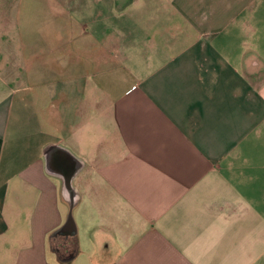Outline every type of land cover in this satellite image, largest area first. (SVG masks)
Returning <instances> with one entry per match:
<instances>
[{
    "label": "crops",
    "instance_id": "0c3cea01",
    "mask_svg": "<svg viewBox=\"0 0 264 264\" xmlns=\"http://www.w3.org/2000/svg\"><path fill=\"white\" fill-rule=\"evenodd\" d=\"M0 264H264V0H0Z\"/></svg>",
    "mask_w": 264,
    "mask_h": 264
},
{
    "label": "water",
    "instance_id": "95a60500",
    "mask_svg": "<svg viewBox=\"0 0 264 264\" xmlns=\"http://www.w3.org/2000/svg\"><path fill=\"white\" fill-rule=\"evenodd\" d=\"M74 205H75V201H73L71 203V212L69 214V217H68V220H67L65 226L61 230H59L57 233H55L54 236H57V235L69 236V235H71L69 233H70L71 227L74 223L73 214H72V210H73Z\"/></svg>",
    "mask_w": 264,
    "mask_h": 264
},
{
    "label": "trees",
    "instance_id": "16d2710c",
    "mask_svg": "<svg viewBox=\"0 0 264 264\" xmlns=\"http://www.w3.org/2000/svg\"><path fill=\"white\" fill-rule=\"evenodd\" d=\"M50 244H51L52 249H56L58 247H61V245L58 242L57 237H52L50 239ZM67 249H68V251L73 252V253L76 251V247L74 246V243H72L71 250H70V247H67Z\"/></svg>",
    "mask_w": 264,
    "mask_h": 264
},
{
    "label": "rangeland",
    "instance_id": "374dc122",
    "mask_svg": "<svg viewBox=\"0 0 264 264\" xmlns=\"http://www.w3.org/2000/svg\"><path fill=\"white\" fill-rule=\"evenodd\" d=\"M59 242V241H58Z\"/></svg>",
    "mask_w": 264,
    "mask_h": 264
}]
</instances>
